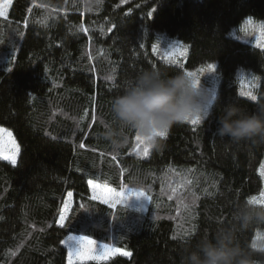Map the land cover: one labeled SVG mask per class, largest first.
Here are the masks:
<instances>
[{"label": "trees", "instance_id": "16d2710c", "mask_svg": "<svg viewBox=\"0 0 264 264\" xmlns=\"http://www.w3.org/2000/svg\"><path fill=\"white\" fill-rule=\"evenodd\" d=\"M261 24L264 0H12L0 15V126L18 153L15 163L0 157V264H66L71 234L129 254L74 264H181L185 248L264 198V144L216 135L219 108L253 111L241 92L264 100ZM242 25L262 35L256 44L232 35ZM168 42L183 46L175 63ZM208 64L218 99L207 120L174 124L158 148L127 130V146L108 149L99 133L126 79L152 68L208 73ZM89 181L150 199L112 208ZM261 234L264 222L254 223L238 242Z\"/></svg>", "mask_w": 264, "mask_h": 264}, {"label": "clouds", "instance_id": "9594fccd", "mask_svg": "<svg viewBox=\"0 0 264 264\" xmlns=\"http://www.w3.org/2000/svg\"><path fill=\"white\" fill-rule=\"evenodd\" d=\"M218 94L201 85L196 78L183 72L169 76L152 68L125 80L122 91L110 101L111 120L103 123L99 137L107 142L113 154H119L128 144L127 130L152 148L160 147V133L174 124L212 115ZM256 107L248 111L238 103L219 108L216 135L228 137L232 144L244 142L264 144V100L253 101ZM264 222V207L245 202L232 213L229 225L202 236L185 248L181 264H264V234L241 245L237 232L254 223Z\"/></svg>", "mask_w": 264, "mask_h": 264}, {"label": "rangeland", "instance_id": "374dc122", "mask_svg": "<svg viewBox=\"0 0 264 264\" xmlns=\"http://www.w3.org/2000/svg\"><path fill=\"white\" fill-rule=\"evenodd\" d=\"M12 0H0V13L4 16L7 13L8 7ZM262 22V21H261ZM232 35L245 42L255 43V38H261L262 35L257 31H254L250 26H240L239 29H234ZM166 40V39H163ZM175 44V43H173ZM166 47L164 50L174 53V49L169 47L170 42L165 43ZM176 45V44H175ZM216 74L206 72L197 73V79L200 81L201 85L204 87H210L215 85ZM143 139V138H142ZM18 153V145L10 131V129L0 126V157L7 159L12 162L11 158L16 159ZM8 157V158H6ZM92 196L103 200L105 198L109 199L110 203H115L119 200L127 202L132 205H137L141 207L144 205L145 200L143 198H137L134 193L140 192L138 190H132L128 188H123L121 190H113L111 193L107 192L106 189H111L106 185H100L98 183L90 184ZM83 238V239H82ZM88 240L92 241V244L87 243ZM63 244L67 248V259L66 264H74L76 262H87V261H100L107 259L115 254H121L122 252H127L125 249L108 245L106 243L91 239L84 235L71 234L63 239ZM105 249H120V252H108L105 253ZM128 253V252H127Z\"/></svg>", "mask_w": 264, "mask_h": 264}, {"label": "snow or ice", "instance_id": "6c2138e0", "mask_svg": "<svg viewBox=\"0 0 264 264\" xmlns=\"http://www.w3.org/2000/svg\"><path fill=\"white\" fill-rule=\"evenodd\" d=\"M0 15H2V13H0ZM248 23L250 24L251 21L249 20ZM259 30H260L261 34L264 35V24H261V25L259 26ZM169 47H171V48L174 49L173 56L169 57V59H171V60L173 61V63H175V62H176V60H175V56H176V54L179 52V50H181V49L183 48V46H182V45H175V44H172V45H169ZM184 51L186 52V50H184ZM214 70H215V65H213V64H208V65H207V71H209V72H213ZM185 74L195 77L196 80H197V82H199V80L197 79V73H196V72L187 71V72H185ZM108 79H109V80H112L113 77L109 76ZM241 95L250 98L252 101H255V100L257 99V96L254 95L251 91L241 92ZM85 115H87V111H86ZM93 119H95L94 116H93ZM188 122H190L192 125H197V124L200 123V120H199V119H193V120H190V121H188ZM167 134H168V132H166V133H160L159 135L161 136V138H165V137L167 136ZM135 139H136L138 142H141V143H144V142H145V141H144L141 137H139L138 135H136ZM147 154H148V148H145V149H144V155L146 156ZM6 158H8V157H6ZM114 158H115V157H114ZM11 159H12V162L15 163V159H14V158H11ZM89 183L91 184L92 182L89 181ZM106 191L109 192V193H111L113 190H112V189H106ZM173 191H174V189H173ZM134 195H135L137 198H143V199H145V200H149V199H150L149 197H147V196L145 195L144 192H136V193H134ZM261 196L264 197V193H261ZM248 202H249V203H255V204L260 205V206H264V198H262V199H260V200H257L256 197H252V198L249 199ZM102 203L107 204V205H109V207H112V208H115V207H116V204H115V203H110L109 199H107V198L103 199V200H102ZM60 221H61L60 226L63 227V226H64V223H65V221H66V217L63 216V215H61V217H60ZM82 239H83V238H82ZM87 243H88L89 245H91V244H92V241H91V240H88ZM112 251L120 252V249H115V250H113V249H105V253L112 252ZM121 254H122V255H129L127 252H122ZM70 264H71V260H70Z\"/></svg>", "mask_w": 264, "mask_h": 264}]
</instances>
